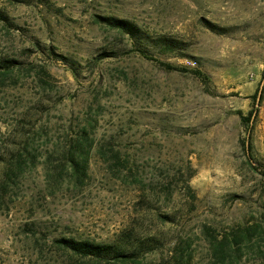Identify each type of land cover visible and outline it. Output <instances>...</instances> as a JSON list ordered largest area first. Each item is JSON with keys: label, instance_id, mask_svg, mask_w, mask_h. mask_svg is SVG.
<instances>
[{"label": "rangeland", "instance_id": "374dc122", "mask_svg": "<svg viewBox=\"0 0 264 264\" xmlns=\"http://www.w3.org/2000/svg\"><path fill=\"white\" fill-rule=\"evenodd\" d=\"M0 12V264L114 263L60 238L134 251L127 264H264V91L249 157L235 114L263 81L264 0H0ZM98 16L135 24L155 59L207 82L143 59ZM87 150L78 178L66 155L82 166Z\"/></svg>", "mask_w": 264, "mask_h": 264}, {"label": "trees", "instance_id": "16d2710c", "mask_svg": "<svg viewBox=\"0 0 264 264\" xmlns=\"http://www.w3.org/2000/svg\"><path fill=\"white\" fill-rule=\"evenodd\" d=\"M19 2V0H16ZM5 15H2L0 12V20H5L6 18L4 17ZM97 19L100 21L101 24H104L108 29L111 30H116L118 33H120L123 36H126L129 41L132 43V45L137 44V47H134V50L132 52L137 53L140 57H142L145 60L155 62L159 66H161L164 70L166 71H175V72H180V73H191L203 82H207V76L200 72L199 70L193 69V70H187L186 68L179 67L170 63H163L155 59V57L149 52V49L147 47H143L142 43L148 42V37H145V34L141 31L139 27H137L135 24L122 20V19H115L113 17H97ZM209 28L212 30H215L213 25H209ZM156 40V39H155ZM152 41L154 44L156 42ZM158 44L161 46V48L166 52V53H171L176 49V43L174 40L170 38H162L157 41ZM51 52V51H50ZM58 58H60L61 61L70 62L69 60L65 57L56 55ZM116 53L115 52H103L98 55L97 59L101 60L103 58H110V57H115ZM9 64L12 62H8ZM69 64V63H68ZM70 63V68L72 69L73 74L75 75V69L72 67ZM9 65L3 64L0 66V68H8ZM74 70V71H73ZM263 75V80H264V68L262 71ZM76 76V75H75ZM264 91V83L263 87L261 90L260 95L258 96L259 89L256 90L253 96H251L253 100L252 104V110H250L246 115H244L242 112L237 111L235 114L239 117V120L242 125H244L247 128L248 132V137L242 144L243 152L247 157H249L251 153V142L249 140V134L251 132V129L254 124V120L257 115V110L259 107V104L262 100V93ZM87 138V137H86ZM84 138V139H86ZM91 145H89L90 147ZM88 150L84 151V158H83V163L82 166L78 164L73 157L70 154L66 155V163L70 164L72 171L76 177H80V175L84 174V170L87 166V156H88ZM250 167L252 169H256V167L253 164H250ZM262 173L261 176L264 179V167H261ZM55 243L62 249L70 251L72 254L77 255L79 257L83 258H93V259H111L113 264H127L131 262H136V254L134 251H129L127 252L124 248L118 247V246H112V245H106V244H98V243H93L88 240H75L72 238L66 239V238H60L55 240ZM234 243L236 241L234 240ZM225 243H221L219 245L220 247V252L224 255L225 251L221 249ZM238 252V250H237ZM239 255V254H238Z\"/></svg>", "mask_w": 264, "mask_h": 264}, {"label": "water", "instance_id": "95a60500", "mask_svg": "<svg viewBox=\"0 0 264 264\" xmlns=\"http://www.w3.org/2000/svg\"><path fill=\"white\" fill-rule=\"evenodd\" d=\"M263 83H264V80L260 83L258 96H259L260 93H261V90H262V87H263Z\"/></svg>", "mask_w": 264, "mask_h": 264}]
</instances>
